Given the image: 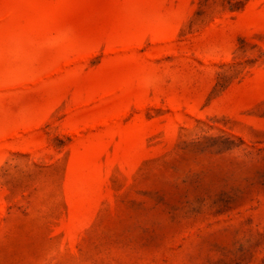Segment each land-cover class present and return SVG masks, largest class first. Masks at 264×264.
Masks as SVG:
<instances>
[{
    "label": "rangeland",
    "instance_id": "1",
    "mask_svg": "<svg viewBox=\"0 0 264 264\" xmlns=\"http://www.w3.org/2000/svg\"><path fill=\"white\" fill-rule=\"evenodd\" d=\"M0 264H264V0H0Z\"/></svg>",
    "mask_w": 264,
    "mask_h": 264
}]
</instances>
